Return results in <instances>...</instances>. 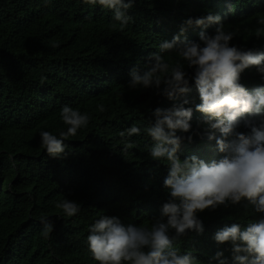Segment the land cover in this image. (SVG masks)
Returning a JSON list of instances; mask_svg holds the SVG:
<instances>
[{
    "label": "trees",
    "instance_id": "trees-1",
    "mask_svg": "<svg viewBox=\"0 0 264 264\" xmlns=\"http://www.w3.org/2000/svg\"><path fill=\"white\" fill-rule=\"evenodd\" d=\"M209 11L234 32L232 44L264 50V38L255 36L264 0H136L128 10L133 20L124 27L111 10L82 0H0V264H98L86 242L95 219L116 215L125 224L147 225L159 215L168 195L162 187L167 168L150 157L145 146L152 141L143 129L154 108L172 102L150 88H129V70H145L161 41ZM200 31L193 26L184 35L198 40ZM252 80L264 81L255 67L241 73L240 83L251 90ZM191 96L199 103L195 89ZM64 105L88 114L89 123L54 158L39 133L59 137L67 130L60 117ZM201 116L194 110L193 142L182 141L181 159L220 156L214 140L195 135ZM133 125L141 134L122 138L120 132ZM126 143L133 147L125 149ZM65 198L80 203L78 214L67 217L55 206ZM245 204L199 213L203 234L189 231L175 246L192 250L200 264L217 251L230 261L231 245L217 244L213 236L226 224L261 215ZM41 217L52 222L51 235Z\"/></svg>",
    "mask_w": 264,
    "mask_h": 264
},
{
    "label": "clouds",
    "instance_id": "clouds-1",
    "mask_svg": "<svg viewBox=\"0 0 264 264\" xmlns=\"http://www.w3.org/2000/svg\"><path fill=\"white\" fill-rule=\"evenodd\" d=\"M48 0H45L47 3ZM136 0H82L90 6L111 10L114 21L126 26L133 17L128 10ZM231 10V9H230ZM255 36L264 38V16ZM214 25L213 32L204 29ZM200 27L198 40L184 34L189 27ZM235 34L225 29L224 18L209 11L205 16L188 18L170 41L158 44L150 52V65L143 71L136 66L129 70V88L153 89L172 103L152 110V120L143 129L152 143L146 145L150 157L164 161L167 174L162 187L167 199L159 215L150 224H125L116 215L102 214L89 225L87 247L98 264H200L192 250L181 251L176 242L189 231L203 234L199 213L229 208L246 202L258 218L241 224L233 222L218 229L213 236L217 244L231 245V260L217 251L208 264H264V81H250L253 89L240 83L241 73L255 67L264 78V50L238 47L232 44ZM175 54L173 57L171 54ZM190 70V71H189ZM249 82L244 81V84ZM195 89L199 103L191 93ZM99 110H105L99 105ZM194 110L202 114L195 135L215 141L219 158L208 162L188 155H178L181 143L193 142L190 121ZM60 117L66 131L59 137L40 131V143L48 156L59 158L69 136L87 127L89 115L64 105ZM248 129L241 132L240 127ZM201 127L203 130L201 131ZM189 133L182 137L177 133ZM141 128L130 126L120 132L139 136ZM125 144V149L131 148ZM65 216L80 211V203L64 199L55 205ZM45 235H51L53 224L41 217Z\"/></svg>",
    "mask_w": 264,
    "mask_h": 264
}]
</instances>
